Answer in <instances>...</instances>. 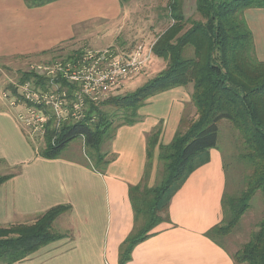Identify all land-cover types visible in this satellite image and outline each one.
Instances as JSON below:
<instances>
[{
	"label": "crops",
	"instance_id": "1",
	"mask_svg": "<svg viewBox=\"0 0 264 264\" xmlns=\"http://www.w3.org/2000/svg\"><path fill=\"white\" fill-rule=\"evenodd\" d=\"M124 21L122 0H56L36 8L25 0H0V62L46 57L71 42L103 50L98 48L107 40L105 49L113 48ZM3 84L0 78V176L13 177L0 187V227L32 225L52 208L70 207L52 226L62 238L14 264H118L119 248L134 227L129 188L145 176L148 137L161 130L148 175L153 187L160 145L171 144L183 121H190L185 112L193 103V85L151 97L139 108L138 122L118 127L103 151L111 162L101 174L84 156L66 155L70 145L57 159L42 158L24 134L18 109L4 98ZM226 183L222 154L211 149L208 163L173 197L171 224L158 226L154 236L137 245L128 264H235L206 237L223 220Z\"/></svg>",
	"mask_w": 264,
	"mask_h": 264
},
{
	"label": "trees",
	"instance_id": "2",
	"mask_svg": "<svg viewBox=\"0 0 264 264\" xmlns=\"http://www.w3.org/2000/svg\"><path fill=\"white\" fill-rule=\"evenodd\" d=\"M54 1L25 0L30 8ZM253 9H264V0H197L196 17L186 19L179 0H171L169 12L173 23L152 48L153 56L163 60L166 68L135 92L101 102L87 101L85 116L80 121L68 120L56 127L54 120H50L46 125L44 147L39 151L42 158L57 159L70 143L82 138L92 168L105 174L111 159L102 152V146L114 138L117 128L138 122L139 108L151 97L193 85L192 102L197 118L187 127L183 121L171 144L160 145L163 179L153 187L147 181L161 130L148 137L145 176L139 185L129 188L134 227L119 248L118 264H128L135 247L154 236L158 226L171 224L172 199L189 176L208 163L209 151L218 148V124L223 120L238 132L245 149L242 159L254 171L248 190L241 197L229 198L224 194L223 220L206 237L229 252L235 264H264V220L249 242L234 254L224 243L249 209L254 195L262 192L264 196V61L256 56L254 34L245 16ZM81 53L76 51L66 59ZM44 80L34 72L24 73L19 85H44ZM60 82L71 95L74 87L64 79ZM108 108L123 111L120 118L124 121L115 126L113 118L117 113L109 114ZM12 177L0 176V187ZM69 210V206H58L39 216L32 225L0 227V264L22 262L61 239L52 226Z\"/></svg>",
	"mask_w": 264,
	"mask_h": 264
},
{
	"label": "rangeland",
	"instance_id": "3",
	"mask_svg": "<svg viewBox=\"0 0 264 264\" xmlns=\"http://www.w3.org/2000/svg\"><path fill=\"white\" fill-rule=\"evenodd\" d=\"M123 8L125 12V21L123 22L122 29L118 40L114 47V50L119 55L130 54L131 51L139 44L155 43L157 38L166 31L173 23L170 12L169 4L171 0H122ZM197 0H179L182 4V9L186 19L196 17V2ZM246 20L251 28L255 38V52L260 61H264V9H253L245 13ZM107 40H103L101 46L105 49L108 47ZM90 45V44H89ZM84 45L77 42H71L61 46L56 51L50 53L46 57H37L29 59H13L4 60L0 62V78L3 79L2 85L4 93L11 94L9 99L16 101L18 107L17 118L24 134L28 138L34 150H41L44 147V133L28 129L24 122L21 121L18 115H22L25 112L26 107L23 101L19 98V81L24 73L35 72L33 68L37 65L48 62L62 61L68 58L76 51H84L90 49H96L94 45ZM154 45V44H153ZM128 51V52H119ZM132 49V50H131ZM125 53V54H121ZM55 58V59H53ZM150 65L152 68L146 72L147 68L143 70L138 76L130 79L126 82L120 90L115 92L116 96H125L129 93L135 92L139 87L144 86L148 81L156 77L160 72L166 68V63L158 58ZM152 59L149 60V62ZM152 62V61H151ZM19 86V87H18ZM17 93V95H16ZM115 96V95H113ZM192 103L190 108L185 112V119L190 120L186 122L191 123L197 118V110ZM194 107V108H193ZM109 114H113L115 108L106 109ZM116 117L113 118L114 125L121 124L124 120L120 117L123 111H117ZM194 114V115H193ZM23 117H27L22 115ZM194 117V118H193ZM219 139L218 149L220 150L223 162L225 165L226 173V195L229 198H239L248 190L250 178L253 176V167L248 161L242 159V155L245 153V149L242 145V139L238 132L232 127L229 121L223 120L219 124ZM184 127V130L186 128ZM115 137V136H114ZM160 139V136H159ZM83 139H77L73 141L68 149L65 150V154H70L72 151L80 156H84L83 159L87 160V155ZM109 140L104 142L102 146V152L107 150V144ZM159 144V143H158ZM78 152V153H77ZM6 170L7 165H1ZM164 168L162 164L159 165L158 176L155 185H158L163 179ZM3 173V172H0ZM144 178V177H143ZM143 180V179H142ZM148 184V181H147ZM154 185V186H155ZM264 220V196L262 192H258L250 201V207L247 212L242 216L240 223L232 232V234L225 238L224 243L231 253H235L240 247L249 242L254 232L258 230L259 223Z\"/></svg>",
	"mask_w": 264,
	"mask_h": 264
},
{
	"label": "built area",
	"instance_id": "4",
	"mask_svg": "<svg viewBox=\"0 0 264 264\" xmlns=\"http://www.w3.org/2000/svg\"><path fill=\"white\" fill-rule=\"evenodd\" d=\"M152 46L137 45L130 54L119 55L113 48L84 50L72 59L37 65L34 73L44 78V85L26 82L19 87V98L26 110L19 119L28 129L45 132L46 125L54 120L56 127L68 120L80 121L85 116L87 101L101 102L138 76L153 56ZM118 51V50H117ZM61 79L74 87L71 95ZM13 107L16 101L9 99ZM17 95V93H16Z\"/></svg>",
	"mask_w": 264,
	"mask_h": 264
}]
</instances>
